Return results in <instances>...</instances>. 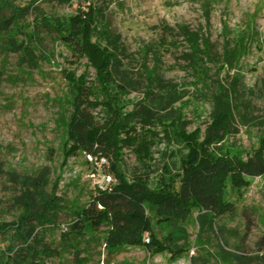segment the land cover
Returning <instances> with one entry per match:
<instances>
[{
    "label": "rangeland",
    "instance_id": "rangeland-1",
    "mask_svg": "<svg viewBox=\"0 0 264 264\" xmlns=\"http://www.w3.org/2000/svg\"><path fill=\"white\" fill-rule=\"evenodd\" d=\"M92 1L91 42L113 59L127 118L121 171L165 199L102 193L115 181L81 145L114 115L100 92L77 111L62 71L96 73L55 37L30 36L38 9L68 18L77 0H13L23 16L0 0V223L22 216L39 181L61 201L51 224H30L47 254L19 250L13 264H264V0ZM173 121L209 162L189 186L188 147L164 131ZM90 207L109 221L83 223Z\"/></svg>",
    "mask_w": 264,
    "mask_h": 264
},
{
    "label": "trees",
    "instance_id": "trees-1",
    "mask_svg": "<svg viewBox=\"0 0 264 264\" xmlns=\"http://www.w3.org/2000/svg\"><path fill=\"white\" fill-rule=\"evenodd\" d=\"M61 3L67 0H47ZM11 9L15 16H23L24 10L15 6L13 0H6L5 5ZM95 16V4L92 0H77L74 14L68 18L52 17L47 15L42 9L37 10V14L29 24L32 40L40 41L44 36H53L58 41L70 46L76 57L87 60L96 73V79L90 80L85 74H78L68 70H63V77L72 84L77 97L74 102L75 109L80 111L91 96L100 92L107 100L108 107L114 115L113 121L105 124L102 128L89 135L87 140L81 145L85 154L94 160L102 163L107 169L115 184L110 189L102 191L128 195L134 201L141 202L148 200L157 202L165 199V196L150 190L141 183H129L121 171V133L125 127L127 118L123 115L121 102L112 88V78L110 69L113 59L97 45L91 42L93 32V20ZM75 65V63H72ZM164 131L173 141L185 143L188 147V158L184 170L185 184L189 186L193 175L209 166V162L201 159L197 145L198 140L195 135H187L181 130V123L173 121L164 127ZM234 185L237 189H242L243 167L240 165L236 169ZM61 201L55 195L50 196L46 192L45 184L41 181L37 183L36 194L32 199L26 198L24 212L15 222L0 223V238L6 244V248L0 251V264H13V255L19 250H25L30 254H47L43 248H36L31 244L29 235L30 224L39 222L43 226L51 224L52 217L61 208ZM230 209L223 204L221 212L227 213ZM110 212L106 209H96L93 207L84 209L79 213V219L83 223L109 221ZM143 233L150 231L149 224L144 220ZM142 241L139 237L138 242Z\"/></svg>",
    "mask_w": 264,
    "mask_h": 264
},
{
    "label": "built area",
    "instance_id": "built-area-1",
    "mask_svg": "<svg viewBox=\"0 0 264 264\" xmlns=\"http://www.w3.org/2000/svg\"><path fill=\"white\" fill-rule=\"evenodd\" d=\"M88 159L90 160V161H93V158L91 157V156H88ZM97 161V160H96ZM108 179L111 181H113L114 182V179L109 175L108 176ZM144 242H145V244H150V238H149V236L146 234L145 235V240H144Z\"/></svg>",
    "mask_w": 264,
    "mask_h": 264
}]
</instances>
